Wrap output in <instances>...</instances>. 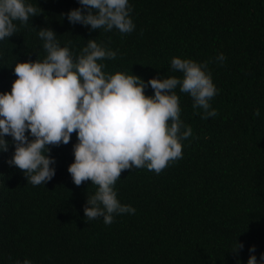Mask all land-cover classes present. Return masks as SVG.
Returning <instances> with one entry per match:
<instances>
[{"label":"trees","instance_id":"obj_1","mask_svg":"<svg viewBox=\"0 0 264 264\" xmlns=\"http://www.w3.org/2000/svg\"><path fill=\"white\" fill-rule=\"evenodd\" d=\"M38 9L27 24L0 41V93L10 92L17 63L47 57L43 28L60 47L78 56L88 40L117 53L98 61L106 74L182 78L174 57L208 62L218 94L210 101L218 115L201 119L189 94L175 90L181 120L192 136L182 158L160 174L146 168L122 172L114 190L135 214L87 220L84 207L98 190L91 181L76 186L68 172L76 133L68 145L49 146L54 178L27 183L8 161L15 147L0 151V264H264V0H129L135 29L91 30L70 24L77 0H24ZM223 53L221 63L216 57ZM153 96V89H145ZM259 109L260 116L254 117ZM29 140L33 139L30 134ZM46 154V151L45 153ZM237 243L244 245L236 255ZM255 246V252L249 248Z\"/></svg>","mask_w":264,"mask_h":264},{"label":"clouds","instance_id":"obj_2","mask_svg":"<svg viewBox=\"0 0 264 264\" xmlns=\"http://www.w3.org/2000/svg\"><path fill=\"white\" fill-rule=\"evenodd\" d=\"M77 2L81 7L66 14L70 24L105 32L116 29L122 35L135 29L129 0ZM37 11L24 0H0V41L17 33L14 21L27 24ZM38 36L44 41L46 59L17 63L11 91L0 93V151H8L5 137L11 136L15 151L8 164L20 169L27 183L38 186L55 176L49 146L68 145L76 133L74 162L68 172L76 186L91 181L98 188L87 198L86 219L103 217L104 224L111 225L115 215L135 214L131 205L120 203L114 190L122 172L146 168L160 174L182 158L181 141L192 136L191 126L180 118L175 90L179 87L190 95L192 108L203 110L201 119L218 115L210 103L218 89L207 71L208 62L174 57L171 69L182 73V78L158 76L145 83L132 74H106V65L98 61L113 60L117 53L96 39L88 40L73 57L68 47L59 46L53 30L40 29ZM216 60L223 63L226 57L220 53ZM148 86L153 96L145 95ZM259 116L257 109L254 117ZM243 247L237 243L232 252L238 255ZM255 250L249 248L250 253ZM260 259L264 261V254ZM23 264L32 262L25 259ZM247 264H258L256 256L250 255Z\"/></svg>","mask_w":264,"mask_h":264}]
</instances>
